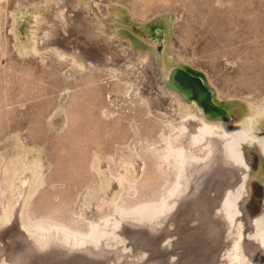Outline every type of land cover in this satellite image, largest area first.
Listing matches in <instances>:
<instances>
[{
	"label": "rangeland",
	"instance_id": "1",
	"mask_svg": "<svg viewBox=\"0 0 264 264\" xmlns=\"http://www.w3.org/2000/svg\"><path fill=\"white\" fill-rule=\"evenodd\" d=\"M51 1H0V167L13 160L21 169L8 188L9 207L23 178L31 175L22 225L29 209L65 214L79 198L76 214L91 211L94 203L114 206L110 201L122 195L124 186L111 168L125 163L136 167V162L149 167L140 155L141 133L153 130L146 145H160L165 126L145 113L132 87L120 86L121 72L80 66L77 53L60 52L56 44L39 50L37 39L47 41L48 31L53 34L58 27L42 16ZM91 1L82 0L81 5L91 11L99 36L111 40V51L129 57L123 43L129 40L117 36L121 30L159 45L163 72L180 68L201 78L213 102L231 114L230 121L251 119L249 136L262 141L252 177L264 189V119L252 106H264V0H99V10ZM38 25L48 31L40 34ZM129 66L127 71L139 67ZM182 105L188 116L202 117L193 101ZM29 156L36 161H28ZM122 156L126 161L116 160ZM10 222L8 212L0 229Z\"/></svg>",
	"mask_w": 264,
	"mask_h": 264
},
{
	"label": "bare ground",
	"instance_id": "2",
	"mask_svg": "<svg viewBox=\"0 0 264 264\" xmlns=\"http://www.w3.org/2000/svg\"><path fill=\"white\" fill-rule=\"evenodd\" d=\"M81 3L52 0L48 4L50 9L42 16L58 27L52 34L38 25L40 34L46 30L49 37L37 39L39 50L56 44L60 52L77 53L80 66L121 72L120 86L132 87L144 102L145 113L165 123L162 144L147 146L153 130L141 133L140 155L149 161L150 169L147 162L111 168L124 186L122 195L110 201L114 206L94 203L91 211L76 214L79 198L65 214L29 209L24 225L20 218L31 175L23 178L9 207L8 188L21 169L13 160L5 161L0 167V222L8 212L11 222L0 229V264H264V193L260 205L256 177H252L262 141L249 136L251 119L230 121L231 114L228 120L188 116L182 105L185 99L163 85L172 70H161V55L153 43L142 38L149 46L134 40L133 47L121 30L117 36L129 40L123 42L129 57L125 60V52L118 50L122 57L118 58V51L107 47L111 40L99 36L101 29L91 23V11ZM90 3L100 9L99 0ZM100 50L109 52L104 55ZM130 63L142 67L127 71L132 69ZM252 106L264 119V106ZM31 160L34 157L29 156ZM141 175L134 184V177Z\"/></svg>",
	"mask_w": 264,
	"mask_h": 264
},
{
	"label": "water",
	"instance_id": "3",
	"mask_svg": "<svg viewBox=\"0 0 264 264\" xmlns=\"http://www.w3.org/2000/svg\"><path fill=\"white\" fill-rule=\"evenodd\" d=\"M127 38H129L131 45L134 47V40H137L144 44V46H149L145 44L139 37L135 36L133 33L123 30ZM157 54L161 53L160 46L156 45L154 47ZM165 88L175 91L178 93L181 98L185 99V102H194L195 105L200 110L204 118L218 119V120H228L230 113L222 108L217 106L213 100L211 91L203 83L202 79L193 75H190L183 69L173 68L172 73L169 76V79L163 83ZM256 188L258 190V203L262 204L263 199V185L258 179H254Z\"/></svg>",
	"mask_w": 264,
	"mask_h": 264
}]
</instances>
